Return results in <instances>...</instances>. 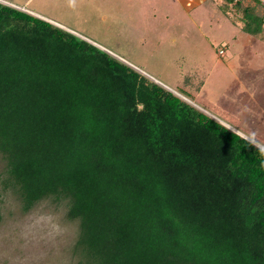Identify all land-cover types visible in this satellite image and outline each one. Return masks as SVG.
Instances as JSON below:
<instances>
[{
	"label": "trees",
	"instance_id": "obj_1",
	"mask_svg": "<svg viewBox=\"0 0 264 264\" xmlns=\"http://www.w3.org/2000/svg\"><path fill=\"white\" fill-rule=\"evenodd\" d=\"M220 5L264 38L263 1ZM195 67L168 87L240 130ZM170 89L0 1L3 187L65 201L81 264H264V148Z\"/></svg>",
	"mask_w": 264,
	"mask_h": 264
},
{
	"label": "rangeland",
	"instance_id": "obj_2",
	"mask_svg": "<svg viewBox=\"0 0 264 264\" xmlns=\"http://www.w3.org/2000/svg\"><path fill=\"white\" fill-rule=\"evenodd\" d=\"M6 1L60 22L169 87L199 63L208 73L201 94L264 144V38L242 31L234 16L225 20L222 0ZM5 170L0 153V264H81L79 220L67 217L66 202L46 198L24 211L15 189L1 183Z\"/></svg>",
	"mask_w": 264,
	"mask_h": 264
},
{
	"label": "crops",
	"instance_id": "obj_3",
	"mask_svg": "<svg viewBox=\"0 0 264 264\" xmlns=\"http://www.w3.org/2000/svg\"><path fill=\"white\" fill-rule=\"evenodd\" d=\"M1 1H2V2H5L6 4H9V5H12V6H15V7L21 8V9H24V10H26V11H28V12L34 14V15H37V16H39V17H41V18H44V19H46V20H49V21H51V22H53V23H55V24H57V25H59V26H61V27H64V28H66V29H69V31L71 30L73 33L75 32L73 29L68 28L67 26L61 24L60 22H58V21H56V20H54V19H52V18H50V17H48V16H46V15H44V14H41V13H38V12L32 10V9H29V8H27L26 6H20V5H18V4H15V3H12V2H10V1H6V0H1ZM207 1H208V0H198V3H197V4H199V3H201V2L205 3V2H207ZM261 1L264 2V0H261ZM239 24L241 25V22H239ZM75 34H76V33H75ZM224 47H226V46H224ZM224 47L221 48V49H223V53H221V51H220V53H221L222 55H224V54L226 53ZM221 49H220V50H221ZM236 130L239 131V132H241V131L238 130V129H236Z\"/></svg>",
	"mask_w": 264,
	"mask_h": 264
},
{
	"label": "water",
	"instance_id": "obj_4",
	"mask_svg": "<svg viewBox=\"0 0 264 264\" xmlns=\"http://www.w3.org/2000/svg\"><path fill=\"white\" fill-rule=\"evenodd\" d=\"M72 32V31H71ZM120 59V58H119ZM125 62V61H124ZM132 66V65H131ZM143 74H145V73H143ZM148 76V75H147ZM149 77V76H148ZM154 81H156V82H158V83H160L161 85H163V86H165V87H167L168 89H170L168 86H166L165 84H163V83H161V82H159L158 80H156V79H154L153 77H151ZM170 90H172V89H170ZM172 91H174V90H172ZM176 94H178V95H180L182 98H184L185 100H188L189 102H191L193 105H195L196 107H198V108H200L202 111H204V112H206L207 114H209V115H211L212 117H214V118H216L217 120H219L220 122H222V123H224L223 121H221L219 118H217L216 116H214L213 114H211V113H209L207 110H205L204 108H202V107H200L199 105H197V104H195L194 102H192L191 100H189V99H187L186 97H184L183 95H181V94H179V93H177L176 91H174ZM225 125H227L226 123H224ZM227 126H229V125H227ZM232 130H234L235 132H237V133H239V134H241L242 136H244V137H246L244 134H242L241 132H239V131H237L236 129H234L233 127H231V126H229ZM248 140H250V141H252V142H254L251 138H249V137H246ZM255 143V142H254ZM255 144H257V143H255ZM257 145H259L260 147H262V148H264L263 146H261L260 144H257Z\"/></svg>",
	"mask_w": 264,
	"mask_h": 264
},
{
	"label": "built area",
	"instance_id": "obj_5",
	"mask_svg": "<svg viewBox=\"0 0 264 264\" xmlns=\"http://www.w3.org/2000/svg\"><path fill=\"white\" fill-rule=\"evenodd\" d=\"M221 53H223V50H221Z\"/></svg>",
	"mask_w": 264,
	"mask_h": 264
}]
</instances>
